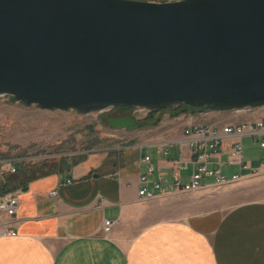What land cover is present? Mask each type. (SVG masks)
<instances>
[{
  "label": "water",
  "instance_id": "1",
  "mask_svg": "<svg viewBox=\"0 0 264 264\" xmlns=\"http://www.w3.org/2000/svg\"><path fill=\"white\" fill-rule=\"evenodd\" d=\"M5 96L79 114L262 108L264 0H0Z\"/></svg>",
  "mask_w": 264,
  "mask_h": 264
},
{
  "label": "crops",
  "instance_id": "2",
  "mask_svg": "<svg viewBox=\"0 0 264 264\" xmlns=\"http://www.w3.org/2000/svg\"><path fill=\"white\" fill-rule=\"evenodd\" d=\"M257 110L254 118L228 124L264 122V107ZM205 115H210V123ZM189 117L193 125L221 126L216 123L218 112L168 117L157 126L127 129L118 135L117 144L95 142L74 153L80 159L65 168L50 162L52 167H45L20 191L12 222L16 236H0V264H264V200L244 201L229 210L216 207L179 220H152L153 209L174 195L172 162L180 158L179 141ZM257 149L256 156L245 154L243 142L244 159L252 165L264 156ZM144 157L154 168L147 189L153 182L162 188L153 200L138 194L140 176L147 169ZM220 157L227 159L226 153ZM183 158H189L185 148ZM36 164L41 168L49 162ZM191 169L188 164L179 172L182 183ZM238 172L237 167L225 169L229 177ZM207 184L210 187L194 194H254L264 188V174L219 190ZM105 220L114 222L108 236L102 231Z\"/></svg>",
  "mask_w": 264,
  "mask_h": 264
},
{
  "label": "rangeland",
  "instance_id": "3",
  "mask_svg": "<svg viewBox=\"0 0 264 264\" xmlns=\"http://www.w3.org/2000/svg\"><path fill=\"white\" fill-rule=\"evenodd\" d=\"M146 1L166 2L176 0ZM106 112L108 110L99 113L79 114L75 111L42 110L37 106H25L17 103L11 97H0V155L36 156L41 158L35 162L23 163L20 169L22 172L21 174L18 173V177L21 176V178L23 173L28 171L30 173L27 176L34 177L45 167H52L51 164L53 162L60 163L62 160L71 159L68 162L70 164L65 163L66 166L72 165L80 159V156L73 154L79 153L87 147H94L95 142L103 143V145L107 146L121 142L118 139V135H125L127 129L116 131L113 128L107 127L104 122ZM257 112L258 110L255 109L244 113H220V117L216 120V123L221 126L228 123H238L246 118H254ZM127 114L131 117H133L132 115L136 116L137 126L135 127L138 128L146 127L145 123L149 121H155L159 124L164 118H174L171 115L170 109L165 110L163 113H148L145 111L139 113L131 111L127 112ZM209 116H204V120H207L208 123H210ZM250 141L251 138H244V153L256 156L259 154V150L250 145ZM37 162H49L50 165L42 164L39 166L41 168H38ZM23 169L27 170L23 172ZM255 178L248 177L247 180ZM207 183H212V181H203L202 184ZM233 184L235 183L224 186H213L214 188L212 189L219 190ZM196 192L171 195L166 203H162L160 207L153 209L152 220H179L216 207L229 210L244 201L264 200V188L254 194H231L230 196L194 194Z\"/></svg>",
  "mask_w": 264,
  "mask_h": 264
},
{
  "label": "built area",
  "instance_id": "4",
  "mask_svg": "<svg viewBox=\"0 0 264 264\" xmlns=\"http://www.w3.org/2000/svg\"><path fill=\"white\" fill-rule=\"evenodd\" d=\"M132 111L139 113L142 111L154 112L144 108H134ZM132 116L136 118V116ZM246 137L252 139L253 146L264 151V122L256 120L239 125L205 126L193 125L191 117H189L188 126L183 131V139L179 141L180 158L172 162V168L176 171L172 193L174 195L186 194L199 191L203 187H210V184H202L203 181L210 179L213 181L212 186H224L248 177L263 175L264 156L259 158L255 165L244 159L242 140ZM184 148L189 154L187 159L183 158ZM160 150L164 155L167 154L166 146H160ZM224 153L227 155L226 160H222L220 157ZM38 159L41 158L0 155V190L3 191V181L17 175L23 163L35 162ZM142 162L147 164V169L140 176L141 187L138 194L145 200H153L158 196L155 192L162 188L160 183L153 182V188L147 189L146 186L150 182L149 178L153 174L154 168L149 157H144ZM188 164L192 167L190 176L186 183H182L179 172L187 170ZM228 167H237L239 172L229 177L225 174V169ZM20 191L21 189L4 191L3 195L0 196V236H16L12 222L18 210ZM51 195L56 196L57 193L53 192ZM113 225L114 222L111 220L104 221L102 231L105 236L111 233Z\"/></svg>",
  "mask_w": 264,
  "mask_h": 264
},
{
  "label": "trees",
  "instance_id": "5",
  "mask_svg": "<svg viewBox=\"0 0 264 264\" xmlns=\"http://www.w3.org/2000/svg\"><path fill=\"white\" fill-rule=\"evenodd\" d=\"M140 1H146V0H140ZM170 111H171L172 117H179L180 115H187V114L195 115V114L206 112V111H204L202 109L191 108V107H187V106H184V105H180V106L174 107V108L170 109ZM157 124H158V122H155V121H149L148 123H145L146 126L147 125L148 126L149 125H154L155 126ZM54 167H57V168L58 167H64L65 168L67 166H66L65 161L62 160V162H60L59 165L56 163L54 165ZM26 170H24L23 172H25ZM21 172L22 171H20L19 174H21ZM29 173H30L29 171L26 172V173H23L22 178H21V176L18 177L19 174L7 178L6 182L3 184L2 188L5 189V192L11 191V190H18V189L25 190V185L32 178V177L27 176V174H29Z\"/></svg>",
  "mask_w": 264,
  "mask_h": 264
},
{
  "label": "flooded vegetation",
  "instance_id": "6",
  "mask_svg": "<svg viewBox=\"0 0 264 264\" xmlns=\"http://www.w3.org/2000/svg\"><path fill=\"white\" fill-rule=\"evenodd\" d=\"M132 110L133 109H127V108H110L108 109V112H106V114L104 115L105 117L104 122L107 125V127H110L108 124V119L130 116L129 114H127V112H131Z\"/></svg>",
  "mask_w": 264,
  "mask_h": 264
}]
</instances>
